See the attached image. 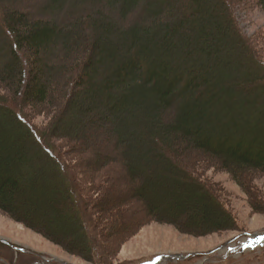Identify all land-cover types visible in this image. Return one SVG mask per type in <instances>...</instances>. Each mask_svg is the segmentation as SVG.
I'll return each instance as SVG.
<instances>
[{
  "label": "trees",
  "instance_id": "1",
  "mask_svg": "<svg viewBox=\"0 0 264 264\" xmlns=\"http://www.w3.org/2000/svg\"><path fill=\"white\" fill-rule=\"evenodd\" d=\"M242 3L0 0V208L89 260L86 212L102 236L152 221L235 228L195 164L204 154L250 193L264 173V51ZM101 126L113 145L92 137ZM115 204L125 221L104 222Z\"/></svg>",
  "mask_w": 264,
  "mask_h": 264
},
{
  "label": "rangeland",
  "instance_id": "2",
  "mask_svg": "<svg viewBox=\"0 0 264 264\" xmlns=\"http://www.w3.org/2000/svg\"><path fill=\"white\" fill-rule=\"evenodd\" d=\"M46 1L10 0V3L38 12ZM61 15L70 18L71 12L66 9L60 12L59 18ZM238 16L242 27L264 51V7L257 0H247L238 9ZM34 116L41 124L49 118L42 109ZM88 133V130L86 134L82 131L81 136L90 139ZM107 134L101 126L92 137L102 144L113 145L115 140L109 141ZM98 143L95 141V145ZM197 159L195 165L201 175L220 188L238 216L235 228L197 235L173 223L152 221L142 227L121 225L123 228L109 230V234L107 229L106 236H102L96 225L97 215L86 212L97 245L95 257L89 260L0 208V264H150L165 255L169 256L159 264H264V238L255 236L264 233V173L253 177L254 192L250 193L231 171L216 161L206 159L204 154ZM115 205L105 213L104 222L125 221L127 213L116 211L119 204Z\"/></svg>",
  "mask_w": 264,
  "mask_h": 264
},
{
  "label": "water",
  "instance_id": "3",
  "mask_svg": "<svg viewBox=\"0 0 264 264\" xmlns=\"http://www.w3.org/2000/svg\"><path fill=\"white\" fill-rule=\"evenodd\" d=\"M255 235H261L262 237H264V233L263 234H255ZM167 256H169V255H165L164 257H162V258H160V259H158V260H156V261H153V262H150V264H159V262L161 261V259H163V258H166Z\"/></svg>",
  "mask_w": 264,
  "mask_h": 264
}]
</instances>
